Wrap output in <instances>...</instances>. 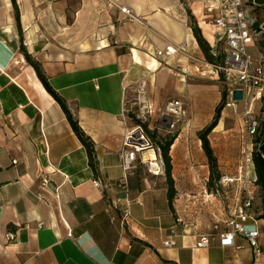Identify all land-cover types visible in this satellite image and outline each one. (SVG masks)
I'll list each match as a JSON object with an SVG mask.
<instances>
[{
    "label": "crops",
    "instance_id": "obj_1",
    "mask_svg": "<svg viewBox=\"0 0 264 264\" xmlns=\"http://www.w3.org/2000/svg\"><path fill=\"white\" fill-rule=\"evenodd\" d=\"M116 1L143 23L104 0H15L17 24L11 0H0V264H264L262 219L244 222L258 230V254L242 234L231 246L218 243L217 232L242 195L238 182L226 181L215 192L206 188L209 170L198 133L212 120L223 85L187 11L213 54H221L218 27L202 2ZM178 43L183 51L169 58L151 54ZM249 47L254 52V42ZM25 54L92 142L95 170ZM170 98L186 106L169 146L171 204L157 151L139 153L143 161L124 180L119 163L123 135L136 123L134 101L149 108L151 129ZM129 108L131 114L123 111ZM235 110L223 106L207 135L226 178L236 172L242 148ZM41 176L48 182L38 196ZM203 235L211 237L208 246L197 245Z\"/></svg>",
    "mask_w": 264,
    "mask_h": 264
},
{
    "label": "built area",
    "instance_id": "obj_2",
    "mask_svg": "<svg viewBox=\"0 0 264 264\" xmlns=\"http://www.w3.org/2000/svg\"><path fill=\"white\" fill-rule=\"evenodd\" d=\"M106 4L119 10L128 20L143 23V20L137 16L131 8L125 3H119L116 0H104ZM190 1L202 2L205 13L209 21L218 27L217 40L223 43V49L220 55V62L211 64L218 72L222 87L226 92L224 107L236 109V102L241 101L243 110L242 131H241V152L242 163L237 166L238 172L242 174L241 198L234 210L233 217L225 222V228L217 232L220 246H231L236 234H242L246 237L249 245L254 249L255 254L258 249V230L256 227L249 228L244 222L248 219L264 220V207H256L252 201L247 181V163L250 161L249 148L251 139L257 132L260 120L264 115V56L254 57L249 52L248 45L253 43L259 30L253 26L255 18L251 17L247 11L248 0H177L181 7L188 5ZM25 43V42H23ZM183 43L167 44L164 48H155L151 54L156 57L169 58L177 52H182ZM144 83L140 82V90L143 91ZM241 91V99H233V91ZM135 104V103H133ZM257 106V107H256ZM124 112L131 113V109H123ZM159 120L163 116L171 118L169 126H173L177 121L183 118L185 114V104L179 98H170L165 100L158 110ZM134 118V117H133ZM135 119V118H134ZM146 150L157 151L159 148L155 145L153 138L142 126L135 123L130 129H127L123 135L122 146L119 150V163L122 169V179L126 178L128 171L135 168L137 160L143 161L138 154ZM160 154V153H159ZM16 162L15 159L12 160ZM222 181H231V178H225ZM48 179L41 176L38 196H42V188L46 186ZM94 185H98L96 180ZM129 200H125V207L121 215V224L126 222L128 216ZM214 229H219L217 225ZM70 236V233H68ZM7 239L13 238V233H6ZM210 236L203 235L197 242L198 246H208ZM172 242L165 240L163 245L169 246Z\"/></svg>",
    "mask_w": 264,
    "mask_h": 264
},
{
    "label": "trees",
    "instance_id": "obj_3",
    "mask_svg": "<svg viewBox=\"0 0 264 264\" xmlns=\"http://www.w3.org/2000/svg\"><path fill=\"white\" fill-rule=\"evenodd\" d=\"M11 2L13 5V8H14L15 20H16V23L18 24L17 6L15 3V0H11ZM247 4L248 5H254V6L261 5L263 7V13H264V0H248ZM187 15H188V24L192 30L193 36L195 37L197 44H198L200 50L202 51V53L204 54L206 60L208 62H210L211 64H215V63L220 62V55L221 54H213L212 53V51L209 48L208 43L202 37L199 28L194 23L190 12L187 11ZM263 21H264V19H263ZM259 25H260V21L254 20L253 26L255 27V29L259 30V33H260V28H259L260 26ZM259 37L260 36H258V38L256 37L253 42L257 46L258 53L260 55H263V53H264V38L262 36L260 38ZM25 56L28 59V61L31 63V65L33 66L39 80L43 84L46 91L60 105L61 109L63 110V113L65 114V118L68 121L73 133L79 139L81 144L85 147V150H86L87 155H88L89 165L91 166V168L93 170H95L96 165H95V160H94V156H93L94 149H93L92 142L84 134V132L81 130L76 118H74L73 115L71 114V112L68 110V108L65 104V101L50 87V85H49L47 79L45 78V76L43 75L39 65L36 62L31 61L30 58L28 57V55L25 54ZM225 97H226V92L222 87L221 102L215 108V112H214L212 120L204 129H202L198 133L199 139L201 141V148H202V150L206 156L207 164H208V170H209L208 178L206 181V188H207V190L212 191V192H215L217 190L216 181L219 180L221 173L219 172L217 160L213 154L212 148L210 147L207 135L211 131V129L215 126V124L219 118V113H220L221 108L224 105ZM134 121L136 123H139L138 120L134 119ZM143 127L147 130L146 124H143ZM257 133H258L257 139L261 135V138H260L261 141L259 143L257 150L252 153L251 168L248 172V178L252 184H255L259 187V189H260L259 190V199H260V205L259 206L264 207V115H263L262 119L260 120L259 127H258L255 135ZM149 134L151 136V133H149ZM173 138H174V133H171V134H167V135L163 136V138H161L158 141H154L155 145L159 148L160 158H161L162 167H163V173L165 176L166 196H167V200H168L169 204H171L172 198L174 197L175 192H176L174 184H173V179H172L171 174H170L171 164H170V156H169V146H170Z\"/></svg>",
    "mask_w": 264,
    "mask_h": 264
},
{
    "label": "rangeland",
    "instance_id": "obj_4",
    "mask_svg": "<svg viewBox=\"0 0 264 264\" xmlns=\"http://www.w3.org/2000/svg\"><path fill=\"white\" fill-rule=\"evenodd\" d=\"M247 11H248V14L251 17L256 18L255 20H257V21H260V25H259L260 26L259 27L260 28V33L258 34V36H260V37L262 36L264 38V21H263V19H264L263 18L264 17L263 16L264 13H263V7L261 5H259V6L247 5ZM258 36H257V38H258ZM249 46H250V44L248 45V48H250ZM222 49H223V44L222 43L221 44H218V51L217 52H222ZM253 50H254V52L249 50V52L251 53V55H253L254 57H260V54L258 53V50H257V46L256 45H255V49H253ZM263 56H264V53H263ZM208 63H210V62H208ZM263 88H264V84H263ZM134 102H135L134 106L136 105V107L134 109V113L131 112L132 114L131 113L130 114L133 115L134 118H135V120H138V122H140L142 124V126H143V124H146V127H147V125H149V120H148V114H150L149 113V108L146 105H143L144 102H142V101H136L135 100ZM185 108H186V106H185ZM242 110H243V104H242V102L241 101L236 102V110L235 111L238 114H241L242 113ZM157 112L159 114V111H157ZM184 116H185V114H184ZM184 116H183V118H184ZM237 117L239 118V115ZM182 119H180L179 121H177L171 127L170 126L164 127V126H161L160 125V120L157 117L156 123L150 127L151 129H148V128L147 129L149 130L148 132L151 133V136L153 137L154 141H158L161 138H163V136H165L167 134H171V133L176 132L179 129L178 127L181 125ZM258 133L251 139V145H250V148H249L250 161L247 163V168H248L247 169V176H246L247 181H249L248 172H249V170L251 168V159H252L251 156H252V153L257 150V148L259 146V143L261 141L260 140L261 135L257 139ZM238 155H239V157L237 158V162H236V172L233 174V176H230V177H232L231 178V182H234V181L235 182H238V187H237V184H236V190H241V184H242L241 181L244 178H243L242 174H240L238 172L237 166L242 163V161H241L242 158H243L242 157V152L240 151V153ZM156 171H158V170H156ZM225 178H226L225 176H222L221 175L219 177V180L216 181V184H217L216 188L218 189V191L221 190L220 184L222 185V184H224L226 182V181H222ZM247 184H249V186H248L249 191L254 188V191L252 193V196H253V203L255 205V204H257V201L254 200V199L259 198V190L260 189L255 184H252V186L248 182H247ZM228 189H231V187L230 188H227V190ZM232 189L234 190L235 188L233 187ZM259 201H260V199H259ZM255 206L258 207V205H255Z\"/></svg>",
    "mask_w": 264,
    "mask_h": 264
},
{
    "label": "water",
    "instance_id": "obj_5",
    "mask_svg": "<svg viewBox=\"0 0 264 264\" xmlns=\"http://www.w3.org/2000/svg\"><path fill=\"white\" fill-rule=\"evenodd\" d=\"M232 98L237 99V100L241 99V91L240 90H234ZM170 122H171V118L168 116H163L160 119V125L164 126V127L169 126Z\"/></svg>",
    "mask_w": 264,
    "mask_h": 264
},
{
    "label": "bare ground",
    "instance_id": "obj_6",
    "mask_svg": "<svg viewBox=\"0 0 264 264\" xmlns=\"http://www.w3.org/2000/svg\"><path fill=\"white\" fill-rule=\"evenodd\" d=\"M154 158V157H153Z\"/></svg>",
    "mask_w": 264,
    "mask_h": 264
}]
</instances>
